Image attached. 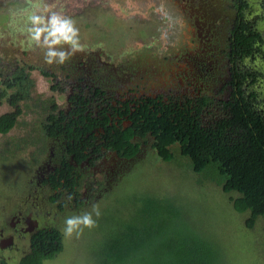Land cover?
Here are the masks:
<instances>
[{
    "label": "rangeland",
    "instance_id": "rangeland-1",
    "mask_svg": "<svg viewBox=\"0 0 264 264\" xmlns=\"http://www.w3.org/2000/svg\"><path fill=\"white\" fill-rule=\"evenodd\" d=\"M24 1L0 0V3L7 5V12L14 6H38V14L43 16L42 26L45 27L52 13L66 17L81 15L83 19H78L77 23L82 27L78 30L83 32H80L82 34L79 38L80 46L72 51L67 59L62 63L56 59L49 62L45 59L47 45L43 42V34L41 41L37 43L29 38L26 31L10 28L9 17L5 25L0 24V81L11 73L16 65L34 66L29 71L32 80L29 97L18 102L22 113L18 116L16 125L6 134L0 133V229L2 226L4 228L3 236L0 234L1 242V238L12 230V227H9L12 213L30 208L33 217L57 227L63 236V250L54 259L45 260L43 264H96L94 252L101 245L104 236L109 234L115 221L129 216L135 201H140L144 194H151L169 197L184 206L196 229L208 235L215 243L220 254L219 264H264L262 218L257 219L252 229L245 228L244 220L248 213L236 212L231 205L230 197L236 196V193H224L220 186L195 173L176 146L175 159L171 161H163L155 150L149 148L124 164L122 162L115 164L107 155V161L100 167V172H95L94 177L90 178L103 180L101 174L106 171L112 173V176H107L109 178L107 184L103 185L99 192L95 191L91 201H86L82 205L58 208L62 201L49 203L42 200L43 193L35 194L38 201H32V192L31 195L29 192L34 181L32 183L30 178L47 153L43 135L47 106L52 97L58 105L64 106L66 94L53 90L51 86L54 79L45 77L40 70L60 73L61 66L72 56L76 59L81 53L94 56V53L98 52L103 53L101 59L110 61L116 66L117 71L128 69L125 71L132 73V68L136 70L137 67L147 66L152 62L150 60H154L155 67H159L160 64L162 67L166 66V57L172 51L170 52L168 47L169 25L165 24L167 19L158 7L160 6L158 0H28L27 4ZM97 6L112 14L115 21L123 26H118L103 17L101 19H104L105 23L108 20L109 24L106 29L102 27L103 24L101 26L98 23V26H95L101 31L100 34L96 30L84 29L83 26L88 21L91 25L94 23L93 17L84 18L85 10ZM154 16L159 21L162 20L161 29L153 31L157 23L152 20L150 25L152 30L150 29L151 33L148 34V36L152 34V38L148 39L144 34L141 36L144 40H139L136 31L142 27L144 21L147 22L146 19H152ZM1 18L0 15V22ZM126 34L129 35L123 39ZM53 47L66 51L69 49V45L65 43ZM104 71L102 70V73ZM110 75L111 73L104 79L106 84L110 82L108 79ZM11 109L13 107L6 98L0 100V114ZM93 205L100 210L99 217L93 213L95 225L84 228L79 235L73 232L71 236H65L62 231L64 218L92 211ZM14 242L19 246L17 249L0 245V264L1 261L18 264L19 258L28 251V236L19 240L15 237Z\"/></svg>",
    "mask_w": 264,
    "mask_h": 264
},
{
    "label": "flooded vegetation",
    "instance_id": "flooded-vegetation-1",
    "mask_svg": "<svg viewBox=\"0 0 264 264\" xmlns=\"http://www.w3.org/2000/svg\"><path fill=\"white\" fill-rule=\"evenodd\" d=\"M157 2L167 19L165 24L169 25L168 47L172 52L167 60L164 59L166 66L160 64L155 67L154 60H150L152 62L147 66L137 67L136 70L132 68V73L125 71L128 69L117 71L110 61L101 59L103 53L97 52L94 56L81 53V57L76 59L72 56L61 66L60 73L47 71L49 74L45 77L54 79L51 88L66 94L64 106L58 105L54 97L47 106L43 124L47 153L30 178L32 183L34 181L29 192L30 195L32 192L33 202L38 201L35 194L40 193H43L42 200L49 203L62 201L60 205L58 203V208L67 205L75 207L78 201L82 204L91 201L95 191L99 192L107 184L108 177L112 176L106 171L101 174L104 181L90 178L95 172H100L107 155L115 164H124L135 158L126 159L115 151L107 150L104 141L108 133L102 127L100 133L96 128L89 129L90 125L103 123V112L109 116L110 124L113 119L111 112L116 113L117 124L120 118L118 112L124 110L125 105L134 110L135 106L162 96L164 99L188 100L192 108L198 106V101H205L204 114L210 119L223 114L225 106L242 94L264 117V0ZM152 20L157 23L153 31L161 29L162 20L159 21L156 16L146 19L147 22L139 27V40H144L141 38L144 34L148 39L152 38V34L148 36ZM102 70L110 72L102 73ZM109 73L108 85L104 79ZM82 108L91 110L98 119L93 123L86 120L76 128L75 111ZM123 125L132 124L127 121ZM75 133H84L82 140H89L95 135L96 144L83 149L84 153L92 152L99 146V151L89 155L80 166L75 162ZM147 148L152 149L142 144L136 157ZM92 156L96 158L93 159L95 164H90ZM32 214L30 208L12 213L9 222L12 230L1 238L0 245L17 249L19 246L14 242L15 237L19 240L28 236L29 249L34 233L42 228L55 227ZM0 232L3 236V226Z\"/></svg>",
    "mask_w": 264,
    "mask_h": 264
},
{
    "label": "trees",
    "instance_id": "trees-1",
    "mask_svg": "<svg viewBox=\"0 0 264 264\" xmlns=\"http://www.w3.org/2000/svg\"><path fill=\"white\" fill-rule=\"evenodd\" d=\"M0 15V24L5 25L8 18L6 4L0 3ZM83 16L94 18L92 25L88 21L83 28L96 30L99 34L101 31L95 26L103 24L106 29L109 24L108 20L105 23L101 19L103 17L123 26L98 6L87 8ZM69 18L77 29H82L77 23L78 19H83L81 15ZM80 32L83 31L78 30L79 38ZM33 68L29 64L16 65L0 81V100L6 98L13 107L0 114L1 134L9 132L22 113L18 102L29 97L32 86L29 71ZM40 72L49 74L45 70ZM204 103L198 101V106L192 108L188 100L158 96L142 106H135L134 110L125 105L124 110L118 112L117 124L116 113L111 112L110 124L109 116L103 112V123L90 125L89 129L96 128L99 132L102 127L108 133L104 141L107 150L126 159L136 158L141 145L146 144L163 161H171L175 159L176 146L195 173L220 186L224 193H236L230 197L231 205L236 212L248 213L245 228L252 229L260 217L264 233V117L242 94L225 106L223 114L210 119L204 114ZM85 109L75 111L76 128L86 120L93 123L98 119L91 110ZM127 121L132 125L123 127V122ZM83 135L75 133V162L79 166L89 155L99 151L97 146L94 151L84 153L83 149H89L97 140L95 135L82 140ZM90 159V164H95L93 156ZM81 204L82 201L77 202V206ZM62 250L61 231L57 227L42 228L31 236L30 247L19 258L18 264H43ZM219 256L215 243L196 229L182 204L169 197L151 194H144L140 201H135L129 216L115 221L94 252L96 264H219ZM1 264L7 263L1 261Z\"/></svg>",
    "mask_w": 264,
    "mask_h": 264
},
{
    "label": "clouds",
    "instance_id": "clouds-1",
    "mask_svg": "<svg viewBox=\"0 0 264 264\" xmlns=\"http://www.w3.org/2000/svg\"><path fill=\"white\" fill-rule=\"evenodd\" d=\"M8 17L10 28L26 31L32 41L39 43L43 34V42L47 45L45 59L49 62L56 59L57 62L62 63L72 51L80 46L78 29L69 17L52 13L48 18L47 26H42L44 18L38 14V6L36 5L9 8ZM62 43L69 45L67 51L53 47ZM93 213L96 217L100 215V210L95 205L92 206V211L66 216L63 222V234L71 236L75 232L76 235H79L84 228L94 226L96 221L93 219Z\"/></svg>",
    "mask_w": 264,
    "mask_h": 264
}]
</instances>
